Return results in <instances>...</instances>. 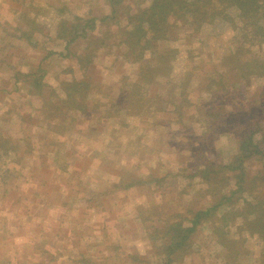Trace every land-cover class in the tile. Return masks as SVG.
I'll list each match as a JSON object with an SVG mask.
<instances>
[{"label":"rangeland","instance_id":"374dc122","mask_svg":"<svg viewBox=\"0 0 264 264\" xmlns=\"http://www.w3.org/2000/svg\"><path fill=\"white\" fill-rule=\"evenodd\" d=\"M151 3L0 0V264H36L39 255L53 256L51 264L160 261L153 245L161 240L152 242L145 226H189L199 210L205 215L172 264H264L263 237L244 211L247 200L264 199V156L243 159L244 174L231 168L237 141L212 137L202 114L208 88L233 68L223 57L244 45L239 23L176 19L163 38L133 47L125 31H138L128 17ZM66 35L78 36L66 44ZM248 44L262 74L242 80L240 97L254 102L264 86V40ZM39 74L35 87L29 80ZM73 80L91 83L82 99L72 97ZM229 91L232 99L240 92ZM252 119L259 140L264 116ZM56 160L71 172L55 182L65 192L48 193ZM229 192L233 202H224Z\"/></svg>","mask_w":264,"mask_h":264},{"label":"trees","instance_id":"16d2710c","mask_svg":"<svg viewBox=\"0 0 264 264\" xmlns=\"http://www.w3.org/2000/svg\"><path fill=\"white\" fill-rule=\"evenodd\" d=\"M231 10L235 12L234 15ZM218 18L226 20V22H229L234 27L238 21L239 26L236 28L240 31L241 40L244 45H239L234 52L223 57L226 66L233 68L232 70L227 69V71L225 70L220 72L219 78L216 80L217 87H214V89H211V87L208 88L209 92L205 100L208 109L205 113H202L203 120H206L205 123L209 128V131H214L210 133L212 137L217 136V134L220 133H232V137L237 141L238 151L234 153L235 156L232 157V160L229 161L228 164L236 162L237 165H234L231 168L238 169L241 174H244V170L241 168L243 159L256 154L260 157L264 156V143L261 142V140H264V134L262 135L263 137L261 136V139H255L253 135V131H255V129H250L252 125L258 123L254 121L250 122V120H253V116H264V86L260 88L258 92V100L254 102H245L241 99L240 96L242 95V91L239 86L242 80L246 82L249 77L262 74V72H259L258 69L261 68L260 65H262L260 60L252 54L248 55L250 50L249 44L247 47V42L250 41L251 44V42L257 38L264 40V25L262 23V20L264 19V0H152L149 7L140 10L132 17H128L129 20L131 19L134 22L133 29H137L138 32H136V30L129 32L126 30L125 34H127V36L131 39L130 42H128L131 46L139 47V43L141 42H145L146 44L148 40L158 41L163 38L169 28L176 27V19L185 20V23L189 22L191 19L200 27L201 24L213 23ZM90 21L91 20H89L86 25L88 29L94 28V20H92V23L89 24ZM84 34L85 30L82 29L79 35L81 36ZM77 36L78 35L68 37L66 35L63 38H65L66 44H68ZM145 47L146 45H144V48ZM244 53H246L248 57L242 58ZM50 54L51 52H48L47 56ZM168 54H170V51ZM155 58L158 64H163L162 68L166 66L165 64L168 59L167 56L161 54L158 56L156 55ZM39 70L43 73L41 69ZM262 70L264 72V68ZM16 73L19 76L32 75V73L28 74L19 71H16ZM41 76L42 75L40 74L36 75V78H32L29 81H31V84H35V87L40 86ZM15 79L16 83L20 80L19 77H16ZM143 82L147 83L144 80ZM68 84L69 89H73L72 97L74 98V96H77L79 99H82L81 95L84 96L87 89L91 87V83L85 80H73L72 83ZM229 88L239 89L240 92L232 99L229 94ZM80 89H82V93ZM125 92L129 94L128 91ZM130 96L132 100L133 98L137 99L133 94H130ZM51 110L54 111L50 112ZM46 111L48 112V114H46L48 116L49 113L53 116H61V114H58L59 111L57 108L47 107ZM61 121L62 119H60L58 123H61ZM2 142L7 144L9 143L7 139L4 141L2 140ZM15 148L18 149L16 146ZM28 150L30 152L32 151V149ZM39 150H43V148L40 147ZM56 162V176L49 181L48 186L46 187L48 193L50 191H56V193L60 191V193H62L61 190L65 192L66 189H62L63 185L61 182L64 181V177L61 176V172H71L68 163H60L58 160H56ZM22 165L23 163L21 166ZM56 179H60L62 181H58L60 183L55 184V182H57ZM65 181L67 182L68 179ZM114 186L117 187V185ZM237 191H239V189ZM234 193L229 192L228 195L224 194V202L232 201ZM223 196L218 199L213 208H216L220 204L224 203ZM40 202L43 203V207L51 205L46 201L45 197H41ZM95 203L98 204L96 198L93 199V204ZM244 207L245 212L249 211L248 215L254 214V217L249 219L246 223L249 230L252 231V234H257L258 236L263 237L262 239L264 240V199H257L255 202L247 200L244 203ZM19 210H21V208H19ZM231 211L232 210L226 211V214ZM205 212L206 211L202 210L196 211L189 226H183L179 223V220L176 224H170L168 226L164 225L160 228L151 225V223L146 225L145 228L149 234L148 237L152 240V242H154L155 239L161 240L158 247L153 245V256L162 254L163 258L160 261H145L144 264H172L173 259L171 258V254L183 252L184 249L187 248V245L189 244V234L194 231L202 216L205 215ZM233 214L234 212H232L231 215ZM224 215H221V217ZM35 227L37 229V224H35L33 229H35ZM175 227L176 229H174ZM38 257V262H36V264H51V261L54 260L53 256L48 258L44 255H39Z\"/></svg>","mask_w":264,"mask_h":264}]
</instances>
